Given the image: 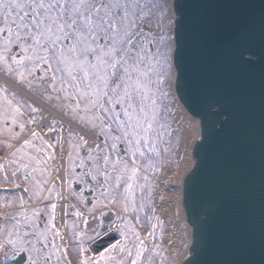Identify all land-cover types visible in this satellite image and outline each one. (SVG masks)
I'll return each mask as SVG.
<instances>
[{
  "label": "rangeland",
  "instance_id": "1",
  "mask_svg": "<svg viewBox=\"0 0 264 264\" xmlns=\"http://www.w3.org/2000/svg\"><path fill=\"white\" fill-rule=\"evenodd\" d=\"M92 2L97 7L119 3L121 5L119 15H123V6L128 5V17L121 26L120 46L125 47L128 52L125 59L129 65L135 62L140 71L148 72V76L145 77L133 71L132 76L133 79L139 76L142 81L149 84V99L145 101V106L151 119L152 100L156 101L153 127L147 134L141 131L138 135H133L132 128L126 125L129 135L125 138L124 130L114 119L109 118L100 109L87 105V98H80L75 87L70 86L66 74L54 73L49 70L47 64L42 63L37 64L32 70L33 63L30 61H25L22 67L17 66L10 59L13 54L17 59L23 56L16 46H13L12 53L5 52L8 58L0 61V69L5 74L97 133L100 145L88 148L74 135L62 134L59 129H55L50 141L33 135L18 146L30 131L34 121L40 118V111L0 86V149L6 155V159L0 165V188L10 187L14 192L20 186L25 189L24 192L17 191L15 195L9 196L0 191V209L7 212L5 216L0 217V243H5L0 255L3 257H6L5 253L11 255V248L6 245L7 233L18 230L21 235L24 231L31 234L26 239L40 241L36 243V247L43 249L45 253L51 251L53 242L56 244L59 251L51 256L47 264H73L85 260L94 262L96 259L84 255L87 252V244L97 238L103 230L113 229L118 236V242L102 254L113 258L108 264L117 262L132 264L133 260H137L140 241H143L145 251L138 264H177L179 253L169 252L164 243L168 220L159 217L153 206L155 190L160 187L158 184L164 171L166 169L171 172L186 171L192 142L190 137H184L186 119L179 112L172 91L169 0H92ZM115 12L116 9H113V13ZM99 15H104L103 7L100 8ZM124 32L128 35L124 36ZM2 50L0 44V51ZM138 52L144 56L143 60L137 57ZM52 68H56L54 61ZM21 71L24 73L23 79L20 77ZM53 74L57 77L56 81L51 79ZM121 75L123 69L122 66H118L117 76ZM157 76L163 80L162 84L157 85L154 82ZM113 79L120 82L116 77ZM86 106L90 109L87 112L84 111ZM105 107L110 106L105 104ZM116 111L121 112L122 120L126 119L119 105ZM97 115L100 116V120L95 119ZM117 137L119 139H116ZM61 140L65 145L63 184L67 198L77 206L80 214L104 211L97 219L95 218L99 230L95 235H91L84 230V219L65 200L63 243L60 236L54 235L56 231L52 227L54 225L52 206L59 200V192L55 185L50 186L45 199L39 204L50 185L53 166L58 164L55 150L60 146ZM137 140L140 141L139 144L136 143ZM28 142L30 146H26ZM113 144L116 145L115 148L112 147ZM120 146L123 147V155L118 151ZM141 152L144 153L143 156ZM105 156L108 157L107 165L104 163ZM125 165L127 171L124 170ZM133 168L137 172L135 179L131 180L129 177ZM130 183L133 185L131 196L126 192ZM49 220L52 224H49ZM13 225L17 228L14 229ZM177 228L183 233L180 224ZM137 234L139 240L136 239ZM45 240L48 242L46 249L43 248ZM184 247L181 246V249ZM121 248L125 251L121 252ZM129 251L131 255L128 254ZM24 253L26 254L24 264H28V254Z\"/></svg>",
  "mask_w": 264,
  "mask_h": 264
},
{
  "label": "water",
  "instance_id": "2",
  "mask_svg": "<svg viewBox=\"0 0 264 264\" xmlns=\"http://www.w3.org/2000/svg\"><path fill=\"white\" fill-rule=\"evenodd\" d=\"M171 6L174 92L200 138L182 185L192 228L182 264H264V0ZM115 241L109 233L90 250Z\"/></svg>",
  "mask_w": 264,
  "mask_h": 264
},
{
  "label": "snow or ice",
  "instance_id": "3",
  "mask_svg": "<svg viewBox=\"0 0 264 264\" xmlns=\"http://www.w3.org/2000/svg\"><path fill=\"white\" fill-rule=\"evenodd\" d=\"M101 7L104 8L103 16L99 15ZM120 8L119 3L97 7L92 0H0V44L3 49L0 51V61H5L8 58L5 52L12 53L13 46H16L23 56L17 59L15 54L11 55L12 63L22 67L25 61H30L33 63L32 70L37 64H47L50 71L66 74L70 86L75 87L80 98H87V105L100 109L109 118L114 119L124 130L125 138L129 135L126 125L132 128L133 135H138L141 131L147 134L152 129L156 117L154 110L156 101L152 100L153 111L149 119V111L145 106V101L149 99V84L139 78L148 76V72L140 71L135 62L129 65L125 59L128 52L120 43L121 26L127 20L128 5L123 6V15H119ZM113 9H116L115 13ZM123 35L128 34L124 32ZM137 57L139 60L144 59L139 52ZM53 61L56 63L55 69L52 68ZM118 66H122L123 69V75L119 77ZM133 71L139 72L136 79H133ZM23 76L24 73L21 71V79ZM114 77L120 82L114 80ZM51 79L56 81V75L53 74ZM154 82L159 85L163 80L157 76ZM61 83L63 86V80ZM105 104L110 107H105ZM117 105L122 109V115L126 119H121V112L116 111ZM89 110L88 106L84 109L85 112ZM95 119L101 118L97 115ZM139 142L136 141L137 144ZM26 146H30V142L26 143ZM112 147L115 148L116 145L113 144ZM140 154L144 155L143 152ZM104 163L105 165L108 163L107 156L104 157ZM124 170L127 171L126 165ZM136 172L137 170L133 168L129 179L134 180ZM132 188L133 185L128 184L126 192L129 196L132 195ZM132 202L135 203L134 200ZM52 207L54 211L55 205ZM49 224H52L51 220ZM13 228L17 226L13 225ZM30 235L27 231L22 235L18 230L8 231L6 245L11 248L12 257L26 252L28 264H41V261L47 264L51 256L59 251L56 244L53 242L51 251L45 253L43 249L36 247V243L40 241L26 239ZM54 235L58 236L59 233L56 232ZM136 239L139 240L138 234ZM4 248L5 243H0V250ZM43 248H48L46 240L43 241ZM120 251L123 252L125 249L121 248ZM144 251L143 241H140L137 260H133L132 264H138ZM128 254L131 255V252ZM5 255L6 258H11L7 253ZM57 259L59 260L58 255ZM111 259H113L111 256H100L94 262L85 260L82 264H108Z\"/></svg>",
  "mask_w": 264,
  "mask_h": 264
},
{
  "label": "bare ground",
  "instance_id": "4",
  "mask_svg": "<svg viewBox=\"0 0 264 264\" xmlns=\"http://www.w3.org/2000/svg\"><path fill=\"white\" fill-rule=\"evenodd\" d=\"M170 9V0H169ZM172 17V14H171ZM172 19V18H171ZM0 86H3L10 92L16 94L21 99L32 104L37 110L40 111V118L35 120L28 134L23 137L21 143L33 136H40L45 140L52 138L55 129H59L62 134H72L80 142H82L88 148H94L100 145V138L97 133L92 131L83 123H80L73 119L69 114L55 108L51 103L45 102L39 95L32 92L25 85L19 83L14 78L10 77L8 74L0 69ZM177 101V100H176ZM179 112L185 117L186 123L183 128L184 137L192 140L189 147L191 152L192 144L197 141L199 135L198 121L190 117L185 110L180 106ZM20 143V144H21ZM60 146L55 150V154L58 157V164L53 166L52 174V185H55L59 192V200L56 202L54 210V225L56 227L58 236L61 237L62 243L65 239L63 224H64V204L65 200L71 205V201L67 198L66 192L64 191V174H65V145L64 141L61 140ZM192 160L191 154L189 153L188 166L186 171L191 167ZM186 171L182 172H171L166 169L160 177V182L158 188L155 190V197L153 206H155V211L163 219H167L168 223L166 225V234L164 236L165 247L168 248L169 252L174 251L179 253L177 256V264H180L185 257H187V246L190 242V227L187 225L184 219V213L181 201V180ZM23 190V189H22ZM0 191L4 195H15V192L10 187L0 188ZM102 211H97L92 214L82 213V219H84V226L86 230L95 235L98 231L99 224L95 218L101 214ZM7 212L0 209V217L5 216ZM1 222V220H0ZM179 223L183 229V233H180L177 228ZM113 230V229H112ZM181 246H185L181 249ZM106 251V250H105ZM22 259L17 261V264L21 262Z\"/></svg>",
  "mask_w": 264,
  "mask_h": 264
}]
</instances>
